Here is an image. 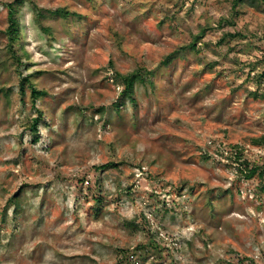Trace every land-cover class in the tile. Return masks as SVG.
Segmentation results:
<instances>
[{
    "label": "rangeland",
    "instance_id": "1",
    "mask_svg": "<svg viewBox=\"0 0 264 264\" xmlns=\"http://www.w3.org/2000/svg\"><path fill=\"white\" fill-rule=\"evenodd\" d=\"M9 1L0 88L15 94L0 92V264H264V177L239 170L264 162L250 140L264 134V3L25 0L22 70L41 71L33 84L47 91L36 134L30 87L21 102L8 50ZM110 62L153 71L135 104L118 105Z\"/></svg>",
    "mask_w": 264,
    "mask_h": 264
},
{
    "label": "trees",
    "instance_id": "2",
    "mask_svg": "<svg viewBox=\"0 0 264 264\" xmlns=\"http://www.w3.org/2000/svg\"><path fill=\"white\" fill-rule=\"evenodd\" d=\"M264 3V0H261ZM25 2V0H12L9 2H6V6L8 8V26L5 29V33L8 37V50L11 53L12 59L16 64V68L18 70L19 74V83H18V91L20 95L21 102H24L25 95H26V89L30 87V94L32 95V106L35 108V110L38 112L34 119L29 124V128L32 132L38 134L39 132V123L42 119L43 113L42 111L37 107V100L46 96L47 91L45 90H39L37 89L33 84V78L36 77L41 73V71H36L35 73H24L23 68H26V61L24 60V54L27 55L24 45L20 41L21 39V27H20V21H19V11L21 8V5ZM245 3V0H234L233 7L237 8ZM56 13L58 11H55ZM43 11L39 10L38 15H43ZM205 29L201 30L199 33L194 35V42L191 45H188L190 47L196 45L197 42H199L203 35H204ZM179 50L174 51L173 53L167 55L165 59L163 60V64L170 63L175 56L178 54ZM110 67L114 70V80L119 86H122L121 91V101L118 102V105H121L123 103L122 100L129 99L134 104L136 103L135 98V89L138 84H147L150 82V76L153 74L152 70L147 69L144 66H138L133 70L127 71V72H121L117 70L113 63L110 62ZM264 76V72H263ZM0 92L3 93L5 98L8 100H11V97L15 94V90L12 86L10 87H2L0 88ZM251 95L257 96V92L253 91L250 92ZM251 143L253 145L262 146L264 147V134L259 136H253L251 139ZM235 154L242 153V149L238 145H234ZM241 149V150H240ZM241 151V152H240ZM233 155L231 153L232 158ZM243 168L240 167V172L245 176L246 179H252L256 175L264 177V162L263 163H246L243 162ZM105 166H108L107 164ZM104 168V167H102ZM264 189V186L262 187ZM10 200H13L18 206L20 204L19 199L15 195ZM100 202V200H97ZM124 252V251H122ZM128 258V257H127Z\"/></svg>",
    "mask_w": 264,
    "mask_h": 264
}]
</instances>
